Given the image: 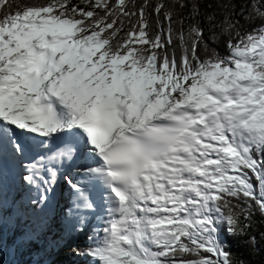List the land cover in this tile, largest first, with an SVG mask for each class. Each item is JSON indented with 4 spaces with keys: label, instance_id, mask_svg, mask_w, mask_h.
Masks as SVG:
<instances>
[{
    "label": "snow or ice",
    "instance_id": "1",
    "mask_svg": "<svg viewBox=\"0 0 264 264\" xmlns=\"http://www.w3.org/2000/svg\"><path fill=\"white\" fill-rule=\"evenodd\" d=\"M254 10L264 20V2ZM131 15L126 0H0V160L7 152L23 180L46 186L41 202L56 172L24 165L30 149L84 161L83 183L65 181L78 209L95 210L89 183L104 190L108 219L82 253L94 264H232L217 223L236 234L226 197L264 213V23L230 36L227 55L195 24L177 59L171 28L151 37L143 10L117 39Z\"/></svg>",
    "mask_w": 264,
    "mask_h": 264
},
{
    "label": "trees",
    "instance_id": "2",
    "mask_svg": "<svg viewBox=\"0 0 264 264\" xmlns=\"http://www.w3.org/2000/svg\"><path fill=\"white\" fill-rule=\"evenodd\" d=\"M25 2L29 0H13L14 4ZM109 2L116 5L117 0H109ZM262 2L264 0H126L127 10L134 15L120 17L123 21V30L117 39L124 37L139 23L140 12L143 10L144 19L149 25L147 31L151 37L157 34L166 37L171 28L173 43L168 46V51L175 52L177 59L181 56L183 48L187 46L178 39L179 34L183 33L187 39L190 28L195 24L203 28L205 43L210 49H215L220 55H227L230 36H235L237 30L241 34L247 33L264 23V20L256 18L257 13L254 10ZM72 3L83 7L86 5V0H72ZM100 14L103 15V12ZM168 15H171V21L167 19ZM227 21H238L239 27L230 29ZM197 51L201 58L207 57L203 46ZM256 188L259 191L258 183ZM226 199L228 204L222 206L221 211L224 218L233 215L238 219L236 234L225 231L227 225L221 220L217 223L221 224V238L225 241V248L230 253L232 264H264V213H261L248 198L238 200L226 197ZM249 209L252 212L251 219L245 221L244 215ZM36 210V205L32 202L18 209L16 201L8 206H0V217H3L2 220L0 219V264H76L90 245L87 241L75 246L76 256L71 257L70 253L60 251L57 259L47 262L48 256L55 257L58 252L53 246L57 243L58 236L62 237L59 250L63 242L71 237L70 232L63 234L64 225L61 228L57 225L53 231L50 226L42 230L40 228L31 235V238L23 239L30 227V219L27 216L35 213ZM249 224L250 227L247 226ZM47 247H49L48 251L41 253Z\"/></svg>",
    "mask_w": 264,
    "mask_h": 264
},
{
    "label": "rangeland",
    "instance_id": "3",
    "mask_svg": "<svg viewBox=\"0 0 264 264\" xmlns=\"http://www.w3.org/2000/svg\"><path fill=\"white\" fill-rule=\"evenodd\" d=\"M64 183V182H63ZM62 183V184H63ZM21 188L23 189L22 187V184L20 185ZM0 190H9V191H12L13 193L14 192H17L16 188H11L9 186V184H7L3 178H0ZM22 195H25V192H22ZM26 199V197H25ZM32 199L34 200H37L36 197L34 196ZM40 201V204H41V200ZM2 202L5 203V204H9L10 203V200L6 197H3L2 199ZM42 206V207H41ZM38 210L35 212L37 213V216L34 217V221H32L31 223V227H29V229L25 232L24 234V240H27L29 238H31L33 235V233L35 231H38V229L42 230L43 226H44V223L40 222V221H36L35 218H38V219H46V218H49L50 217V214H49V208L47 206H43L41 205ZM47 207V208H45ZM59 213V212H58ZM62 213L59 214V217H61L60 220H62V222L64 223L65 225V230L66 232H70V231H75L77 233L75 234H71L70 236L72 237H69L67 238L68 240L64 243V246H62L61 250H59V248L57 247L56 248V254H59L60 251H66V253H70L69 255L72 256H76L77 254V248L75 247L76 245L78 244H82V243H85V241L88 240L89 236L92 237V236H95L96 233H92L91 232V228L96 226L98 224V222L100 221V218H96L95 220H92L91 216L90 215H87L86 216V220H84V216H80L78 218H75L74 221L70 222V220H68V218L64 219L63 216L61 215ZM34 214L32 215H28L27 217L28 218H32ZM0 219L2 220L3 217H0ZM76 228L77 229H83V231H76ZM100 230V229H98ZM92 243V241H90ZM91 243H88V244H91ZM74 246V247H73ZM48 248H45L43 252L41 253H46L48 251ZM78 263H81V264H94V261L92 258H89L88 256H82L81 258L78 259Z\"/></svg>",
    "mask_w": 264,
    "mask_h": 264
},
{
    "label": "bare ground",
    "instance_id": "4",
    "mask_svg": "<svg viewBox=\"0 0 264 264\" xmlns=\"http://www.w3.org/2000/svg\"><path fill=\"white\" fill-rule=\"evenodd\" d=\"M7 152H5L4 157L2 160H0V163L4 161L5 157L7 156ZM91 161V160H89ZM81 162H83V160H81ZM82 164V163H78L77 165ZM95 165V164H94ZM79 168L73 170V172L71 174H62L60 176V178H58L53 186L51 187V191L47 193L49 202H45L44 205H48L51 207V203H57L59 205V214L62 213V207H68L69 203H70V192L69 189H66V186L68 187L65 179L63 178V175L66 176H71L77 180L81 179V177L78 175L79 172ZM13 180L15 181V183L13 184V187L17 188L20 185V182L16 181L18 178V170L16 167H13ZM64 182V183H63ZM63 183V184H62ZM96 203H99V201H97ZM95 203V204H96ZM62 205V206H61ZM97 215L100 217V221L98 222V224L94 227L91 228V232L95 233V232H99L102 227L105 226V219L107 218V210L105 209H97ZM58 214V216H59ZM61 218V217H60ZM100 229V230H98ZM57 259V258H56Z\"/></svg>",
    "mask_w": 264,
    "mask_h": 264
}]
</instances>
